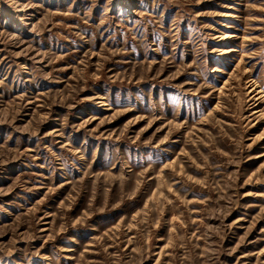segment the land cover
Returning <instances> with one entry per match:
<instances>
[{"label": "rangeland", "instance_id": "374dc122", "mask_svg": "<svg viewBox=\"0 0 264 264\" xmlns=\"http://www.w3.org/2000/svg\"><path fill=\"white\" fill-rule=\"evenodd\" d=\"M0 264H264V0H0Z\"/></svg>", "mask_w": 264, "mask_h": 264}, {"label": "bare ground", "instance_id": "6f19581e", "mask_svg": "<svg viewBox=\"0 0 264 264\" xmlns=\"http://www.w3.org/2000/svg\"><path fill=\"white\" fill-rule=\"evenodd\" d=\"M228 27V26H227Z\"/></svg>", "mask_w": 264, "mask_h": 264}]
</instances>
